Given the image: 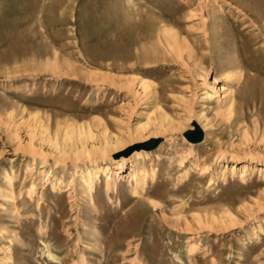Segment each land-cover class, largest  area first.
<instances>
[{
	"label": "rangeland",
	"instance_id": "374dc122",
	"mask_svg": "<svg viewBox=\"0 0 264 264\" xmlns=\"http://www.w3.org/2000/svg\"><path fill=\"white\" fill-rule=\"evenodd\" d=\"M239 2L0 0V264H264V0Z\"/></svg>",
	"mask_w": 264,
	"mask_h": 264
},
{
	"label": "bare ground",
	"instance_id": "6f19581e",
	"mask_svg": "<svg viewBox=\"0 0 264 264\" xmlns=\"http://www.w3.org/2000/svg\"><path fill=\"white\" fill-rule=\"evenodd\" d=\"M238 1H240L239 3H241L242 1L244 2V0H242V1H241V0H238ZM250 2H251V1H250ZM251 3H252V2H251ZM257 4H258V3H257ZM257 4H256V0H255V5L257 6ZM259 4H260V3H259ZM262 4H263V2H262L260 5L262 6ZM242 8H243V7H242ZM249 11H250V10H249ZM259 13H260V12H259ZM258 16H259V15H258ZM262 16H264V15L261 14L260 17H262ZM165 31H166V30H165ZM167 31H168V30H167ZM165 33H166V32H165ZM168 33H169L170 35H169ZM167 34L170 36L171 39L174 40L173 43H176V42H177V41H176L177 37H175V35H174L173 33H170V31H168V32L166 33V35H167ZM168 35H167V37H168ZM257 38H258V37H257ZM236 73H237V74H236V75H237V79H241V77H242V73H241V72H236ZM247 79H248V78H247ZM238 81H239V80H238ZM250 81H251V80H250ZM252 82H254V80H253ZM250 83H251V82H250ZM247 84L249 85L248 81H247L246 85H247ZM256 84H258V83L256 82ZM257 86H258V85H257ZM245 88H246V87H245ZM213 89H214V87H213ZM252 89H253V87L250 86V88H249V90H248V92H249L248 94H251V93H250V90H251V92H252V91H253ZM245 90H246V89H245ZM246 91H247V90H246ZM246 91H245V92H246ZM240 93H241V92H240ZM242 93H243V92H242ZM253 93H254V92H253ZM253 93H252V94H253ZM254 94H255V93H254ZM210 95H211V93L208 94L207 96H210ZM235 96H236V95H234V96L231 95V96L228 98V100H227L228 108L231 107L233 101L235 100ZM242 96H243V94L240 96V97H241L240 99H241V100H242V99L244 100L245 98H242ZM244 96H245V95H244ZM244 96H243V97H244ZM250 96H251V95H250ZM246 98H247V96H246ZM248 98H249V97H248ZM252 98H254V96H252ZM249 99H250V98H249ZM245 100H246V102H247V99H245ZM245 100H244V101H245ZM161 117H162L163 119H166V120L168 119L164 114H161ZM169 122H171V121H169ZM197 123H198V125L204 130V127H203L204 125L201 126L199 122H197ZM145 129H146V124L142 125V127H141V130H145ZM116 142H117V140H116ZM115 144H116V143H115ZM244 167H245V165H244ZM95 175H96V174H95ZM88 177H89V176H88ZM90 177H91V176H90ZM90 177L87 179V183H88L87 185H89V182H90V180H91ZM134 177H135V176H134ZM91 181H92V180H91ZM136 181H137V180H136ZM143 183H144V180H143ZM47 251H48V254H49L50 256L54 257V255H53L49 250H47Z\"/></svg>",
	"mask_w": 264,
	"mask_h": 264
},
{
	"label": "water",
	"instance_id": "95a60500",
	"mask_svg": "<svg viewBox=\"0 0 264 264\" xmlns=\"http://www.w3.org/2000/svg\"><path fill=\"white\" fill-rule=\"evenodd\" d=\"M184 135L189 141L192 142L201 141L203 139V132L198 127L196 130H188ZM144 144L147 146V148L151 149L157 145V140L155 138H152L145 141Z\"/></svg>",
	"mask_w": 264,
	"mask_h": 264
}]
</instances>
